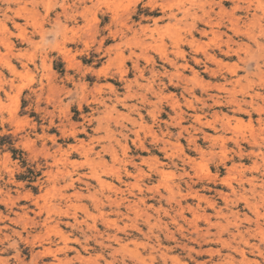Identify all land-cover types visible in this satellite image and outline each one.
Here are the masks:
<instances>
[{"label":"clouds","instance_id":"clouds-1","mask_svg":"<svg viewBox=\"0 0 264 264\" xmlns=\"http://www.w3.org/2000/svg\"><path fill=\"white\" fill-rule=\"evenodd\" d=\"M4 137L0 264H264V0H0Z\"/></svg>","mask_w":264,"mask_h":264},{"label":"rangeland","instance_id":"rangeland-1","mask_svg":"<svg viewBox=\"0 0 264 264\" xmlns=\"http://www.w3.org/2000/svg\"><path fill=\"white\" fill-rule=\"evenodd\" d=\"M224 7L227 9L229 7L228 3H225ZM52 13L50 12V15ZM102 22V21H101ZM9 27H11L9 25ZM199 38V37H197ZM63 39V44L61 43V40ZM56 46L60 48V52L65 56V61L67 63H69L70 65L73 63H79V64H83L85 62V58H80L77 59V57H74L71 55V47L68 45L67 39L66 38H62V37H55L54 38ZM220 59H223L225 66L227 67L229 72H233L236 73L238 75H241V77L243 78V72L244 70L240 67H238V65L235 63V61L237 60L236 56H225V57H218ZM229 61H232V63H228ZM197 71H199V66H196ZM207 79V77H205ZM73 111H77L76 109H73ZM225 114L228 113L227 109H224ZM253 120H257L258 116H253L252 117ZM236 130L245 138H247L249 135H252L254 133V125L250 124L248 119H247V115L246 114H242L240 117H238V124L236 125ZM209 133H211V129H208ZM8 141V137H4V138H0V144H4ZM184 143V142H182ZM246 147H248L249 145H245ZM7 151L11 152V156L13 160L16 159H20L21 165H23V159L19 154V150H16V154H14L12 152L11 147L9 146L7 149ZM251 161L248 159H245L244 164L248 165L250 164ZM231 166V165H229ZM27 175L26 174H18L17 179H27ZM223 187V186H222ZM23 203V202H22ZM0 210H3V206L0 205ZM211 211V210H210ZM191 214H189L190 217ZM73 247H76L78 249V245H73ZM72 253H70L71 255ZM81 255H85V253H81Z\"/></svg>","mask_w":264,"mask_h":264},{"label":"trees","instance_id":"trees-1","mask_svg":"<svg viewBox=\"0 0 264 264\" xmlns=\"http://www.w3.org/2000/svg\"><path fill=\"white\" fill-rule=\"evenodd\" d=\"M12 152H13L14 154H16V150H13V149H12Z\"/></svg>","mask_w":264,"mask_h":264}]
</instances>
